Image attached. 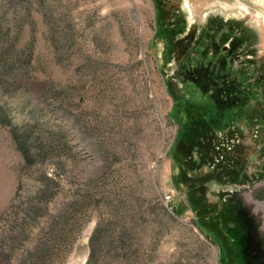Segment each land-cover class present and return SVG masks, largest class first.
Listing matches in <instances>:
<instances>
[{"label": "rangeland", "instance_id": "374dc122", "mask_svg": "<svg viewBox=\"0 0 264 264\" xmlns=\"http://www.w3.org/2000/svg\"><path fill=\"white\" fill-rule=\"evenodd\" d=\"M235 2L0 0V264H264V0Z\"/></svg>", "mask_w": 264, "mask_h": 264}, {"label": "water", "instance_id": "95a60500", "mask_svg": "<svg viewBox=\"0 0 264 264\" xmlns=\"http://www.w3.org/2000/svg\"><path fill=\"white\" fill-rule=\"evenodd\" d=\"M243 202L250 206L260 219L258 230L264 234V177L241 194Z\"/></svg>", "mask_w": 264, "mask_h": 264}, {"label": "trees", "instance_id": "16d2710c", "mask_svg": "<svg viewBox=\"0 0 264 264\" xmlns=\"http://www.w3.org/2000/svg\"><path fill=\"white\" fill-rule=\"evenodd\" d=\"M2 57H3V60L4 59H10L11 58V56L8 54V53H2ZM4 63H6V61H4ZM6 79V78H5ZM2 87L0 86V89H1ZM2 104L0 103V122H2V123H9L10 122V119L8 118V116H7V114H6V112L2 109ZM22 150H24V147L22 148ZM87 262V260L85 261V263ZM84 263V264H85Z\"/></svg>", "mask_w": 264, "mask_h": 264}, {"label": "bare ground", "instance_id": "6f19581e", "mask_svg": "<svg viewBox=\"0 0 264 264\" xmlns=\"http://www.w3.org/2000/svg\"><path fill=\"white\" fill-rule=\"evenodd\" d=\"M225 6H227V4H224ZM234 5H239V6H242L243 8L245 9H248V7L250 5H252L249 0H236L235 4ZM254 8V7H253ZM256 11L260 12L264 18V10L260 9V8H255Z\"/></svg>", "mask_w": 264, "mask_h": 264}, {"label": "built area", "instance_id": "2783aa9c", "mask_svg": "<svg viewBox=\"0 0 264 264\" xmlns=\"http://www.w3.org/2000/svg\"><path fill=\"white\" fill-rule=\"evenodd\" d=\"M162 199H164L165 201H170L171 200V193L163 194Z\"/></svg>", "mask_w": 264, "mask_h": 264}]
</instances>
